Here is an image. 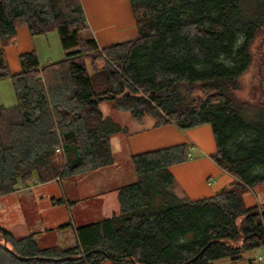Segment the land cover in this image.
I'll return each mask as SVG.
<instances>
[{"label":"trees","instance_id":"obj_1","mask_svg":"<svg viewBox=\"0 0 264 264\" xmlns=\"http://www.w3.org/2000/svg\"><path fill=\"white\" fill-rule=\"evenodd\" d=\"M130 3L136 36L100 48L81 36V0H0V80L10 78L17 96L15 106H0V196L113 163L111 135L123 127L104 115V99L154 117L155 126L210 124L212 158L234 184L191 200L177 193L171 171L189 159V144L134 154L137 177L117 189V213L77 227L69 247L0 225V264H214L264 247V203L246 202L264 184V102L239 95L264 30V0ZM22 25L33 35L57 30L66 57L41 65L36 51L26 52L13 73L5 48Z\"/></svg>","mask_w":264,"mask_h":264},{"label":"crops","instance_id":"obj_2","mask_svg":"<svg viewBox=\"0 0 264 264\" xmlns=\"http://www.w3.org/2000/svg\"><path fill=\"white\" fill-rule=\"evenodd\" d=\"M81 1L86 18L94 31L93 35L88 34L89 31H87L85 37L94 38L100 48L136 36L137 27L130 0ZM27 27L26 25L18 27L16 41L5 48L6 59L13 73L21 71L19 57L26 52L36 51L41 65L58 62L66 57L67 51L63 48L57 30L33 35L30 28ZM16 104L17 96L12 80L10 78L1 79L0 106L13 107ZM144 123V117L140 120L135 119L130 127L124 126L127 131L111 135L114 160L109 165L68 179H55L45 183L34 180L29 186L19 183L17 189L10 193L15 195L18 201L14 203L11 210L3 205L0 210V219L7 220L11 214L15 217L16 222L13 223V229L16 234L11 232L18 238L33 234L41 245L73 246L77 242L76 228L89 223L88 219L77 221L78 217L81 218L82 212L92 211L94 212L93 216L96 217L109 214L111 210L114 213L119 211V208L117 210L119 203L116 206L118 201L117 189L125 183L135 181L137 177L131 160L132 155L180 143L189 144L200 157L191 162L177 164V166H192L202 175L199 176L194 172L190 175H184L183 179L179 177L176 191L180 196L198 200L215 195V189L212 188L213 184L210 181L205 184V178L208 175L216 179L217 190L227 186V179H235L212 158L217 146L210 124L181 129L174 123L158 126L159 128L155 126V123H152L153 128L161 131L156 134L157 140L161 141L156 140V144H149L150 140H147L149 148L133 149L130 141H128V136L132 132L135 133V136L141 135L144 131ZM148 144L144 147H147ZM231 181L233 180H230V183ZM56 183L62 187V197L58 195L59 192L51 193L49 190L50 186ZM7 195L0 196V200ZM110 200L113 202L109 207ZM63 204H67L71 214L70 227L73 229L71 232H69L70 227H64V224L67 223L61 224L44 218L47 208L59 211L60 207L58 206ZM75 212H79V214L74 215ZM260 249L247 251L240 261H233L229 257H225L218 259L214 264H253L256 260L259 261L256 251Z\"/></svg>","mask_w":264,"mask_h":264},{"label":"rangeland","instance_id":"obj_3","mask_svg":"<svg viewBox=\"0 0 264 264\" xmlns=\"http://www.w3.org/2000/svg\"><path fill=\"white\" fill-rule=\"evenodd\" d=\"M87 26L88 27L81 34L82 37L87 36V34H86L87 31H89L88 34L93 35L94 31H93L92 26L89 24L88 20H87ZM252 51L254 54L253 55V63L251 65V67L249 68V70L247 71V73L245 75H243L241 78L242 86H241V91L239 92V95L242 97H245V98H248V97H251L253 99L258 98V100H260L261 102H264V30L261 31L257 35L256 39L254 40V42L252 44ZM85 62L87 64L90 72H92L93 71L92 60L90 58H86ZM96 63L100 67L103 65V61L101 59L97 60ZM99 106H100V108H101V110L105 116L110 117L114 122L119 123L123 127L121 132L127 131L126 127H124V126L130 127V124L135 119L140 120L143 117L145 118V123L143 124L144 131H142L143 133L141 135L135 136V133L132 132L128 136V141H130V144H131L133 149H136L139 147H142V149H147V148H149L150 143L156 144L155 143L157 140L156 134L158 132H161V131L157 128H153L152 123H155L154 117H152L150 115L135 116L134 114L130 113L129 111L118 110L113 106V102L109 99L102 100L100 102ZM171 136H172V133H171ZM147 140H150L149 144L147 143ZM157 141H161V140H157ZM144 142H146V143L144 144ZM146 144H148L147 147H144ZM146 151H149V150H146ZM57 154H60V153H57ZM57 154H56L57 157L55 158V160L59 164V163H61V159L59 160L58 156H61V155H57ZM189 156L190 157L188 160H186L185 162H182L183 164L186 162L194 161L198 157H200L198 155V153L195 152L192 148H190ZM182 163H179V164H182ZM171 171H172L173 176L175 178L176 184H177V180L179 179V177L183 179L185 177L184 175H190V173L196 172L199 176H202L199 171L194 169L192 166H188V165L177 166V164H176V166L174 165L171 167ZM230 180H233V181H231V183H230ZM208 181H210V183L213 184L212 188L215 189L214 194L222 191V189L217 190L218 187H217V185H215L216 179L213 176L208 175L207 178H205V184H208ZM234 181H235V179H227V183H226L227 186L225 188L231 187L234 184ZM49 190L51 191V193L59 192L58 195L60 197L63 196L62 187L60 186L59 183H56V184H53L52 186H50ZM209 197H211V196H209ZM17 201L18 200H17L15 195H13V194L7 195L6 197H4V199L0 200V210L3 207V205H6L7 208L9 210H11L14 203ZM112 202H113L112 200L109 201V207L112 205ZM246 202L248 205H252V204H256V203L257 204L264 203V184L253 185L250 189V192H248L246 194ZM116 206H118V201L116 202ZM58 207H60L59 211H55V210H52L50 208H47V210L44 214V218L47 220H54V221L60 222L61 224L67 223V224H64V227H67V226L70 227L71 226L70 222L72 220H71V214H70V211L67 207V204L59 205ZM118 208H119V206L117 207V210H118ZM0 214H1V212H0ZM78 214H79V212L74 213V215H78ZM81 214H82L81 218L78 217L77 221H79L80 219H82V220L88 219L89 222H92V221L101 220V219H104L107 217H111L114 214V212H113V210H111V212H109V214H104L103 216L101 215V216H96V217L93 216L94 212H92V211H89L88 213L82 212ZM40 219H41V217H40ZM14 222H16V219L12 214L9 215L7 220H1L0 219V225H2V226L4 225L7 229H9L10 231H12L13 233L16 234V232L13 229V223ZM72 230H73L72 227H70L69 232H71ZM263 248L264 247H261L260 250L256 251L258 253L257 258L259 256L264 257V249ZM103 264H115V262L112 260H106L103 262ZM248 264H250V263H248ZM253 264H264V262H260V261L256 260Z\"/></svg>","mask_w":264,"mask_h":264},{"label":"built area","instance_id":"obj_4","mask_svg":"<svg viewBox=\"0 0 264 264\" xmlns=\"http://www.w3.org/2000/svg\"><path fill=\"white\" fill-rule=\"evenodd\" d=\"M61 150H62V149H61L60 147H58V148L56 149V152L61 154ZM257 259H258L259 261L264 262V257H263V256H259Z\"/></svg>","mask_w":264,"mask_h":264}]
</instances>
